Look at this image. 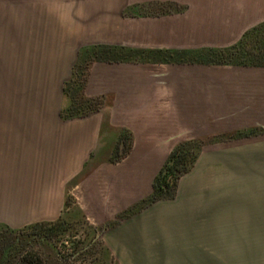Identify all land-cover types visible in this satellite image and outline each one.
Segmentation results:
<instances>
[{
    "label": "crops",
    "instance_id": "obj_1",
    "mask_svg": "<svg viewBox=\"0 0 264 264\" xmlns=\"http://www.w3.org/2000/svg\"><path fill=\"white\" fill-rule=\"evenodd\" d=\"M263 24L264 0H0V52L11 53L14 83L41 90L47 115L15 122L0 109V222L60 212L76 191L79 212L117 218L102 227L101 259L264 264V66L205 55ZM69 83L97 108L65 116ZM222 93L236 124L207 126L205 103L220 117ZM178 109L186 118L175 131ZM249 127L263 131L222 139ZM177 132L201 150L174 198L142 206ZM144 143L171 150L159 160L138 150Z\"/></svg>",
    "mask_w": 264,
    "mask_h": 264
},
{
    "label": "rangeland",
    "instance_id": "obj_2",
    "mask_svg": "<svg viewBox=\"0 0 264 264\" xmlns=\"http://www.w3.org/2000/svg\"><path fill=\"white\" fill-rule=\"evenodd\" d=\"M10 57V52H0V109H11L14 113L15 122H23L24 119L31 118L33 114L45 115L42 107L38 106V100L35 97L36 93L41 90L37 89L35 85L13 82L17 69L7 67L8 64L12 63ZM215 71H224V69L218 68ZM229 102L222 93L220 102L222 115L218 117L209 114L213 112L210 110L213 109L212 101H206L207 115H205V120L207 126L212 124L214 119L216 120L215 123L218 124V118L223 129L236 124L237 117L228 114L232 109ZM177 112L179 115L173 116L174 130L180 127L185 117L180 115V109L175 113ZM172 136L170 145H175L182 140L181 133L177 132ZM204 138L205 140H203ZM208 139V136L203 137L201 142H207ZM138 150L142 154L155 156L161 160L166 154L168 155L171 147H149L148 144L144 143ZM200 150L201 148L198 151L191 149L189 156L192 157L196 151L199 153ZM116 156L118 155L116 154ZM180 181L181 178L179 187ZM76 196V191L68 192L66 203L60 212L36 213V217L39 215L38 219L26 223L24 226L15 227L0 222V264L3 250L11 246L16 247V250L6 264H31L33 261L36 264H118L117 261L99 258L102 254V246L100 245L102 227L108 226L117 218L114 220V218L105 217L97 221L98 219L92 214L79 212L74 206H71L73 198L77 202ZM98 214L102 215V213ZM96 222L98 226L94 225ZM6 225L13 229L11 230ZM18 246L21 247L17 248Z\"/></svg>",
    "mask_w": 264,
    "mask_h": 264
},
{
    "label": "trees",
    "instance_id": "obj_3",
    "mask_svg": "<svg viewBox=\"0 0 264 264\" xmlns=\"http://www.w3.org/2000/svg\"><path fill=\"white\" fill-rule=\"evenodd\" d=\"M109 51V50H108ZM111 53V52H110ZM206 63L209 64H237V65H252V66H264V24L247 30L238 42L226 47V48H210L205 52ZM173 59V58H172ZM165 58L164 60H172ZM174 61L178 59H173ZM82 90V84L69 83L65 85V93L72 99V104L67 109L65 116H80L87 114L88 112L97 108L98 100L95 98L81 99L80 91ZM263 129L258 127H249L239 129L235 132L226 133L222 135V139L240 138L243 136H251L261 133ZM125 146L122 148L125 155L130 150L131 133L124 130L120 136ZM202 143V142H201ZM189 141H180L170 151L165 162L161 166L158 173L153 180L152 193L142 200L141 205L152 204L161 199L174 198L179 186V180L183 173L187 172L193 162L195 161L198 150L201 148V144ZM191 149L197 150L192 157L189 153ZM122 155L119 157L121 158ZM118 157V158H119ZM7 226V225H6ZM11 230L13 228L7 226ZM18 246L17 248H20ZM24 247V246H23ZM16 247H6L3 250V256L1 264H6L9 258L15 253ZM31 264H36L34 261Z\"/></svg>",
    "mask_w": 264,
    "mask_h": 264
}]
</instances>
